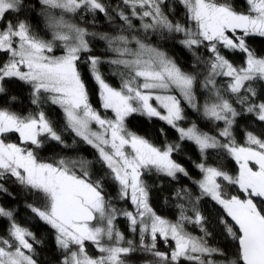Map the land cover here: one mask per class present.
I'll list each match as a JSON object with an SVG mask.
<instances>
[{"label":"snow or ice","instance_id":"1","mask_svg":"<svg viewBox=\"0 0 264 264\" xmlns=\"http://www.w3.org/2000/svg\"><path fill=\"white\" fill-rule=\"evenodd\" d=\"M176 2L185 10V23L172 18L169 0H118L114 5L106 0H37L40 35L25 15L32 11L25 0H0V56L6 57L0 62V181L12 178L27 196L38 199L40 206L26 202L25 207L51 229L59 264H129L138 253L149 257L144 264H217L214 257L224 252L209 242L217 228L235 242V259L228 264H264V132L248 130L264 124V86L259 92L253 86L257 81L264 85V56L247 42L264 38V0H246V11L237 10L232 0ZM98 14L109 23L118 21L115 34L89 31ZM94 38L105 42L101 55L93 54ZM168 40L191 54L192 71L182 69L159 43ZM237 53L243 57L239 65L228 58ZM106 66L119 76V87L108 83L102 71ZM201 66L207 70L203 80L196 71ZM218 77L225 78L223 86ZM13 79L28 87L34 111L13 110L18 97L7 86ZM89 80L98 86L101 109L110 110L112 118L93 107ZM45 106L60 110L59 124ZM189 111L210 124V130L189 120ZM132 114L159 118L177 139L169 141L160 129L164 140L158 146L130 131L125 121ZM241 121L248 127L242 128ZM238 130L243 143L237 141ZM13 134L18 143L8 139ZM185 142L198 150L200 162H193L198 180L174 159ZM50 145L62 152L90 146L95 156L58 155L48 162L38 153ZM210 150L234 159L236 174L208 164ZM153 172L177 184L179 177L187 178L198 189L183 184L171 189L174 219L158 215L149 203L150 186L142 176ZM109 182L134 210L113 206L105 193ZM0 192L15 199L3 183ZM205 198L220 210L213 218L200 207ZM120 216L136 239H127L117 227ZM0 219L8 222L0 236V264H38L36 247L43 239L16 220L15 209L0 205ZM160 243L167 250L161 251ZM89 245L97 255L89 253Z\"/></svg>","mask_w":264,"mask_h":264},{"label":"trees","instance_id":"2","mask_svg":"<svg viewBox=\"0 0 264 264\" xmlns=\"http://www.w3.org/2000/svg\"><path fill=\"white\" fill-rule=\"evenodd\" d=\"M106 2L112 3L114 5L118 2V0H106ZM232 2L237 10H247L246 0H232ZM25 4L32 10L31 12H26L25 15H28L30 17L34 30L40 35H44V32L42 31V17L39 16L40 6L37 3V0H25ZM169 4L172 8H174L172 18L174 20H179L181 23H185L186 18L183 6L176 2V0H169ZM8 18H12L11 13H9ZM88 21L89 23H91V16L88 17ZM76 22L81 23V26H86L79 20V18H76ZM117 24L118 21L116 23H109V21L103 15L98 14L95 21V27H89V31H95L99 33L108 32L110 34H115L113 30L117 27ZM45 38H50V36ZM152 42L156 43L157 41L153 40ZM247 42L249 46L255 50L258 56H264V38H260L258 36L252 37L249 38ZM91 43L93 45V54L101 55L102 53H104L105 42L100 41L98 38H94L91 40ZM159 43L163 46L164 50L169 52L170 56L176 59L177 63L181 66L182 69H184L185 71H192L190 65L193 63V60L191 54L188 53L187 50L183 49L172 40H168L166 42L160 41ZM56 54L60 53L57 52ZM200 54L206 58V53L203 49L200 50ZM228 58L237 65L243 63V57L239 53L229 55ZM5 59V56H0V62L4 61ZM81 71H84L83 67H81ZM102 71L104 72L105 78L107 79L108 83H110L113 87H119L120 78L119 76L112 75V72L114 71L113 68L106 66L102 68ZM196 71L201 73V76L199 78L200 80H203V76L207 71L206 67L201 66L197 68ZM217 80L220 86H223V84L226 83L225 78L218 77ZM7 86L12 90L13 94L18 97L17 103L13 106L14 111L20 112L21 114H27L29 111L35 110L34 106L29 102V89L27 86L23 85L22 82L16 79L7 81ZM253 86L259 92L261 87L264 85H262L261 82L257 81ZM88 88L90 102L92 103L93 107L100 110L102 115H105L108 118H112L114 114L110 110L105 113L104 110L100 107V101L97 94L98 86L94 82L89 80ZM200 91L203 90L201 89ZM198 99L201 104L204 102V97L199 95V92ZM45 111L49 114V116L57 120V124L60 123L59 117L61 113L58 108H48L47 106H45ZM186 111L188 110L186 109ZM188 118L189 120H197L201 128L205 131H209L211 128L210 124L203 120H199L197 116L192 114L190 111ZM125 123L130 131H133L141 136H146L151 142L158 146L164 140V136H162L159 132L160 129H164V132L167 135L169 141H174L177 139L178 134L175 132V130L168 126L164 121L156 117H153L149 120L147 117L140 114H132L128 118H126ZM182 126L187 127L188 124H183ZM241 126L242 128L248 127V122L241 121ZM248 130L253 131L259 135L261 132H264V124L257 123L253 127L248 128ZM65 136L68 139L69 143H71V134L66 133ZM236 138L239 143L244 142V137L241 130L237 131ZM8 139L12 142H19L18 134H13L9 136ZM85 147L86 146L84 145H79L80 151L78 152H62L58 146L50 145L43 151H40L38 153V156L48 162H50L53 157H57L58 155H67L72 158L84 156L87 159H93V157L95 156V150L90 146H87V150H85ZM182 147L183 151L175 155L174 159H177L184 165L193 179H200V172L193 163L200 162V157L196 146L191 142H185ZM208 164L222 167L225 171L229 172L232 175H235L238 170V165L236 164L235 160L231 157H228L222 152L210 150L208 156ZM142 179L150 186L149 203L151 204L152 208L158 215H161L168 219H174L176 215V201L169 198L171 189L174 186L179 187L181 184L187 185L189 187H192L194 192L198 193V189H196L192 185L190 180L184 177L178 178L180 182L179 184H177L176 181H173L170 178L157 176L154 172L151 174L143 175ZM0 183H3L8 191L15 196V199H13L11 196L0 192V205H3L5 208L15 209L16 220L22 225L31 228V230L36 232L37 236L44 241L43 245H38L36 247V251L38 253V264H59L61 253L55 246V241L53 239V233L51 229L42 224L36 217H34L31 211L25 207L26 202L35 203L36 206H40L38 199L34 196H27L25 191L12 178L0 181ZM225 190L231 192L232 194H237V190L234 187L226 186ZM105 193L106 197L112 200L113 206L117 209H132L133 205L129 200L119 199L118 186L115 183L109 182L105 184ZM166 198H168L167 202ZM200 207L205 212V215H208L210 218H213L220 211L218 206L208 198H205L201 201ZM127 223L128 221L125 217H118L117 224L121 231L125 233V235L129 234ZM7 225V220L0 219V236L5 235ZM189 231H193L195 234H199V232L192 226H189ZM209 242L213 247L220 248L224 252L223 256L214 257V259L217 260V264H228L231 259H235V242L231 241L230 238L222 236L219 233L218 228L214 232L213 238ZM225 245H227V247ZM158 246L161 251L167 250V247L163 243H160ZM88 250L92 255L98 254L90 245L88 247ZM148 258L149 257H147L145 254L138 253L132 257L129 264H144V261Z\"/></svg>","mask_w":264,"mask_h":264},{"label":"rangeland","instance_id":"3","mask_svg":"<svg viewBox=\"0 0 264 264\" xmlns=\"http://www.w3.org/2000/svg\"><path fill=\"white\" fill-rule=\"evenodd\" d=\"M152 103L155 105V101H152ZM95 125H93V128L95 129ZM132 210H134V206L132 207V209H130V210H127V211H132ZM116 224H117V221H116ZM117 227L119 228V226H118V224H117ZM120 229V228H119ZM121 230V229H120ZM126 236V238L127 239H136V235H134V234H132V233H130L129 232V234L128 235H125Z\"/></svg>","mask_w":264,"mask_h":264}]
</instances>
